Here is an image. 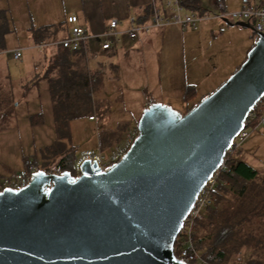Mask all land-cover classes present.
Wrapping results in <instances>:
<instances>
[{
	"label": "water",
	"instance_id": "obj_1",
	"mask_svg": "<svg viewBox=\"0 0 264 264\" xmlns=\"http://www.w3.org/2000/svg\"><path fill=\"white\" fill-rule=\"evenodd\" d=\"M263 93L258 32L242 64L187 112L145 107L108 169L88 160L77 176L37 169L23 188L3 189L0 264H188L174 254L176 237Z\"/></svg>",
	"mask_w": 264,
	"mask_h": 264
},
{
	"label": "crops",
	"instance_id": "obj_2",
	"mask_svg": "<svg viewBox=\"0 0 264 264\" xmlns=\"http://www.w3.org/2000/svg\"><path fill=\"white\" fill-rule=\"evenodd\" d=\"M60 1L61 7L54 9L49 13L51 18L46 19L47 22L50 21L51 23L43 25V32L38 35L39 39H43V41L46 39L49 42L57 41L67 36L69 25L66 23V17L71 14L78 17L79 24L88 32L97 34L107 27L111 19L118 21V29H127L131 24V20L140 22L150 5L154 6V4L161 2L157 0ZM244 2L246 0L242 1L240 6ZM252 2L262 4L264 0ZM224 3L227 8L231 5L226 0H224ZM234 6L231 5L230 7ZM201 7L205 10L202 0ZM214 21L216 20L203 21L197 29L190 28L187 31L196 32L198 43H201L207 37L209 30L212 36V29L217 25L227 23L230 26H237L234 25L236 22L216 21V23ZM182 36L183 30L179 32L172 25H168L153 29L147 34H142L135 41L126 38L121 39L114 49L100 54L98 59L101 60H91L89 71L86 69L83 54L80 52L86 72L88 76H91L89 78L90 84L95 83L97 79L100 80L97 95L92 90V112L77 119L78 121L94 122L93 126L96 128V146L84 149L99 147L103 150L101 136L109 129L113 130L110 125L113 105L119 99L123 107L127 103L124 89L126 88L125 85H130L127 81L129 77L132 79L141 73L142 77L146 78L145 86L147 88L150 86L159 87L158 91L153 90L150 92L155 96L146 98V102L143 104L144 108L147 107L146 103H168L178 97L182 99L185 89L190 87L196 91L197 97L210 93L206 91L201 94L196 90L195 87H198L202 82L194 76V71H192L189 78L190 84H185V81L182 84L181 82L180 84L174 83L172 74L164 73V70L171 69L172 63L178 62V42L183 43ZM191 38L187 43L189 49L190 43L193 41ZM36 44V42H33V44L24 48L16 47L22 49V57L15 60L21 61L16 74L8 72L3 63L4 60H14L10 51L15 48L10 50L0 49V177L5 174L24 171L25 161L38 166L39 169H44L40 165L47 163L48 160L42 152L58 142L49 82L44 76L54 58L56 46L36 49ZM25 52H28L26 57H24ZM205 62L210 66L215 65L208 60H205ZM216 69V66H213L212 71H216ZM162 70L163 73L160 75ZM105 82L113 86L111 95L114 97L111 98V95L102 96ZM114 99L115 103L113 104ZM90 116L94 118L89 119ZM73 122L74 120L70 122V129ZM134 122L129 123L127 128ZM124 134L120 141L123 139ZM70 141L71 136L67 142ZM120 141L111 144L105 143L103 147L107 149L103 151H108ZM232 155L234 161L243 162L255 174L252 178H244L231 172L228 179L222 180L215 188L213 205L207 210L199 227L194 232V240L203 245H208L210 231L223 220H226L228 225H232V228L236 229L237 225H245L250 223L252 219L257 218L258 214L255 208L264 207V195L261 188V182L264 179V123L251 130L241 146L233 151ZM76 157L73 154L72 161ZM60 158H62L61 155L54 160L55 162L50 167L55 166ZM223 169H226V167ZM231 242H228V244ZM238 257L240 260L236 263ZM227 263L256 264L252 255L245 258L240 252H236Z\"/></svg>",
	"mask_w": 264,
	"mask_h": 264
},
{
	"label": "rangeland",
	"instance_id": "obj_3",
	"mask_svg": "<svg viewBox=\"0 0 264 264\" xmlns=\"http://www.w3.org/2000/svg\"><path fill=\"white\" fill-rule=\"evenodd\" d=\"M202 1L205 9L212 11L209 8L212 0ZM226 1L235 5L230 7L229 4V10H237L244 0ZM252 1L256 0H246V2ZM60 3V0H0V37L4 44L3 49L24 48L33 44V37L43 32V25L51 23L50 21L47 22L51 18L49 13L60 8ZM187 29L190 27L183 28V43L178 42V62L172 63L171 69L164 70V73L172 74L174 83L180 84L181 82L182 84L185 81V84H190L189 78L194 71V76L202 82L198 87H195L201 94L206 91L212 92L223 83L245 60L247 52L255 40V33L252 29L230 26L227 23L215 26L212 29V36L209 30L207 37L201 43H198L196 32L191 33ZM190 38L193 41L190 43L189 49L187 43ZM27 54L28 52H25L24 57ZM99 59L97 58V60ZM205 60L215 64L213 66H216V71H212L213 66L207 65ZM3 63L7 71L13 74H16L21 65V61L15 60H4ZM162 73L163 70L160 71V75ZM142 78L141 73L132 79L128 78L127 81L130 85H125L126 88L124 89L127 96V103L124 104L125 109L120 99L116 103L115 99L113 100L115 105L111 109L112 116L110 118L112 128L121 130L128 123L134 121L137 123L136 120L142 113L146 98L154 97L155 95L150 92L159 90L158 86L147 88L145 86L146 78ZM104 86L102 96L111 95L113 86L106 82ZM112 97L114 96L111 95ZM93 125L94 122L74 120L70 129L71 141L58 139V142L47 147L42 154L48 162L40 165V167L50 166L60 155H67V158L71 159L73 154L77 156L81 149L96 146L97 133ZM120 132L122 136L124 134L123 129ZM255 209L258 214L257 218L245 225H237L234 240L223 248L222 261L228 262L236 252H240L245 258L252 255L256 264H264V207Z\"/></svg>",
	"mask_w": 264,
	"mask_h": 264
},
{
	"label": "built area",
	"instance_id": "obj_4",
	"mask_svg": "<svg viewBox=\"0 0 264 264\" xmlns=\"http://www.w3.org/2000/svg\"><path fill=\"white\" fill-rule=\"evenodd\" d=\"M209 8L212 11L205 9L203 13L199 14L186 9L181 0H162L154 4L149 19L141 22L131 20V24L127 29H118V21L111 19L107 27L97 34L88 32L79 24L78 17L71 14L66 17V23L69 25L67 36L57 41L37 43L35 48L42 49L46 46H60L70 51L81 52L84 57L86 69L89 71V62L96 60L101 53L114 49L121 39L126 38L130 41H135L142 34H147L153 29L168 25H172L181 32L185 27L197 29L201 22L208 20L233 23L241 21L248 22L255 34L258 32L264 33V3L255 4L253 2H244L237 10H229L225 6L224 0H212ZM10 52L14 60L22 57V49L20 48L12 49ZM90 77L89 75L88 78ZM146 104L147 106L149 105V103ZM168 104L179 111L183 106L180 97L170 100ZM93 118V116L89 117V119ZM262 123H264V93L247 114L243 129L232 140L228 151L233 152L237 150L247 138L250 131ZM137 132L136 123H133L125 131L123 139L113 145L108 151H103L99 147L81 150L72 163V171L70 173L74 176L79 175L81 165L86 160L91 165L95 164L101 171L108 169L110 165L116 163L124 156L135 139ZM33 171L35 170H32L31 173ZM62 171V168L58 166H55L51 170L52 173L56 174H60ZM31 173L19 171L3 175L0 177V191L5 188L15 190L23 188L28 184ZM218 174L217 170L202 188L180 230V237L177 242L179 256L176 257L183 259L188 264H229L225 261H211L205 258L202 252L196 247L194 240L196 228L203 220L207 210L213 205V192L218 181ZM239 260V257L236 258V263Z\"/></svg>",
	"mask_w": 264,
	"mask_h": 264
},
{
	"label": "trees",
	"instance_id": "obj_5",
	"mask_svg": "<svg viewBox=\"0 0 264 264\" xmlns=\"http://www.w3.org/2000/svg\"><path fill=\"white\" fill-rule=\"evenodd\" d=\"M157 1L159 2L162 0ZM181 2L184 7L190 11H194L199 14L204 12L201 7V0H181ZM152 10L153 6L150 5L148 11L143 16V19L141 21L149 19L152 14ZM33 41L36 43L49 42L48 39L43 41V39H39L38 36H34ZM3 46L4 44L0 37V49H3ZM44 76L48 79L49 82V91L53 104L55 128L58 139L68 141L70 139V122L72 120L80 119L88 113L92 112V90L96 94L99 89L98 83L100 82V80L97 79L95 83L92 82L90 84L88 73L86 72V69L83 65L82 54L77 51H70L60 46H56L54 58L49 68L44 73ZM205 95L197 98L196 91L194 89H192L191 87L186 88L182 95L183 106L180 111L182 113L187 112ZM128 124L123 126V133L126 130ZM122 129L116 130L115 128H113V130L109 129L105 132V134H102L101 141L103 150L107 149L103 147L105 143L111 144L112 142L120 141V139L122 138L120 131H122ZM232 153L233 152L229 151L226 152L222 165L223 167L218 169L219 174L216 188L222 180L228 179L231 172H234L239 176L241 175L244 178H252L255 174L254 171L250 167L246 166L243 162L234 161ZM72 163V158L68 159L67 155H62V158L57 161L55 166L61 167L62 170L72 171ZM55 166H46L43 170L51 172V170ZM224 167H226V169H223ZM37 169H39L38 166L25 161L24 173H31L32 170ZM261 188L264 195V179L261 182ZM214 193L215 190L213 194ZM210 232L211 233L208 235V245H203L198 241H195V245L202 252V255L208 260L221 261L224 253L223 248L227 246L228 242L234 240L235 229L232 228V225H228L226 220H223L221 223L217 224V227H215ZM179 237L180 234L177 235L174 243V254L176 256H179V253L177 251V242L179 240Z\"/></svg>",
	"mask_w": 264,
	"mask_h": 264
},
{
	"label": "bare ground",
	"instance_id": "obj_6",
	"mask_svg": "<svg viewBox=\"0 0 264 264\" xmlns=\"http://www.w3.org/2000/svg\"><path fill=\"white\" fill-rule=\"evenodd\" d=\"M217 196V195H216Z\"/></svg>",
	"mask_w": 264,
	"mask_h": 264
}]
</instances>
